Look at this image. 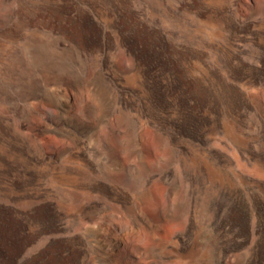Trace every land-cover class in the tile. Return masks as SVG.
Instances as JSON below:
<instances>
[{"label":"rangeland","instance_id":"1","mask_svg":"<svg viewBox=\"0 0 264 264\" xmlns=\"http://www.w3.org/2000/svg\"><path fill=\"white\" fill-rule=\"evenodd\" d=\"M0 264H264V0H0Z\"/></svg>","mask_w":264,"mask_h":264}]
</instances>
